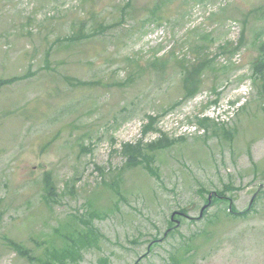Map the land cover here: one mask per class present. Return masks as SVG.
Segmentation results:
<instances>
[{"label": "rangeland", "instance_id": "374dc122", "mask_svg": "<svg viewBox=\"0 0 264 264\" xmlns=\"http://www.w3.org/2000/svg\"><path fill=\"white\" fill-rule=\"evenodd\" d=\"M0 264H264V0H0Z\"/></svg>", "mask_w": 264, "mask_h": 264}, {"label": "trees", "instance_id": "16d2710c", "mask_svg": "<svg viewBox=\"0 0 264 264\" xmlns=\"http://www.w3.org/2000/svg\"><path fill=\"white\" fill-rule=\"evenodd\" d=\"M206 68V63L205 62H201L197 67L194 68V72H192L190 75H188V77L193 78L196 77L197 80L195 81H191L189 84H188V88H187V92H188V95L190 96H194L196 94V88H198L199 84H200V78L201 76L204 74L203 73V70ZM49 180H47L48 182ZM17 248L19 249V251L21 253H24L25 251H23V247H20L17 245Z\"/></svg>", "mask_w": 264, "mask_h": 264}]
</instances>
